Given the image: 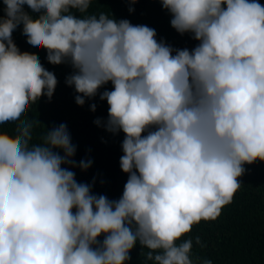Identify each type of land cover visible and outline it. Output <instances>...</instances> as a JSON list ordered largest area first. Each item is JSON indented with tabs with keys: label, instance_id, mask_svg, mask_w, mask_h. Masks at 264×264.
I'll use <instances>...</instances> for the list:
<instances>
[{
	"label": "clouds",
	"instance_id": "9594fccd",
	"mask_svg": "<svg viewBox=\"0 0 264 264\" xmlns=\"http://www.w3.org/2000/svg\"><path fill=\"white\" fill-rule=\"evenodd\" d=\"M160 3L196 47L176 49L147 25L89 14L93 0H3L0 130L16 132L11 145L0 142V264H131L138 245L143 264H213L194 256V245H206L193 228L233 203L245 165L264 162V5ZM21 30L29 49L71 67L65 83L79 106L97 95L107 102V121L95 123L125 134L119 199L78 182L72 169L93 162L77 163L66 124L33 143L28 113L52 100L58 80L20 54Z\"/></svg>",
	"mask_w": 264,
	"mask_h": 264
},
{
	"label": "trees",
	"instance_id": "16d2710c",
	"mask_svg": "<svg viewBox=\"0 0 264 264\" xmlns=\"http://www.w3.org/2000/svg\"><path fill=\"white\" fill-rule=\"evenodd\" d=\"M264 5V0H258ZM226 7V5H225ZM5 5L0 0V17L5 15ZM134 8V12H130ZM100 12L115 19H127L133 25H147L157 32L158 40L167 42L176 49H193L198 41L185 34L181 36L171 26V15L161 5L160 0H93L89 14ZM31 15V13H28ZM79 16L78 13H76ZM14 44L22 56L38 58L43 66L53 72L58 86L51 101L45 96L28 113V118L36 122L33 143H41L47 129L66 124L72 143L77 148L76 161L90 159L92 167L84 172L79 167L72 169L81 183L93 185L96 194L106 195L111 200L119 199L128 180L120 168L123 155L124 133L114 135L98 126L95 121H107L108 104L99 95L86 99L83 107L76 103L75 89L66 85L71 75L69 65H52L47 60V50L34 52L27 47L23 32L14 36ZM109 84L106 88L112 90ZM96 111H92V105ZM16 129L0 130V142L10 145L14 142ZM62 154V153H61ZM246 172L240 178L241 188L235 194L233 203L222 210L216 221L201 222L194 226L191 235H199L205 247L195 246L194 256L213 260V264H264V162L245 165ZM102 239V238H101ZM142 249L139 245L131 253V264H143Z\"/></svg>",
	"mask_w": 264,
	"mask_h": 264
}]
</instances>
